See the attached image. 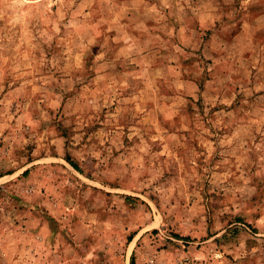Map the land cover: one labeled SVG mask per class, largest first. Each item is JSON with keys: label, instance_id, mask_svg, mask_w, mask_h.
I'll return each mask as SVG.
<instances>
[{"label": "rangeland", "instance_id": "1", "mask_svg": "<svg viewBox=\"0 0 264 264\" xmlns=\"http://www.w3.org/2000/svg\"><path fill=\"white\" fill-rule=\"evenodd\" d=\"M133 259L264 264V0H0V264Z\"/></svg>", "mask_w": 264, "mask_h": 264}, {"label": "trees", "instance_id": "2", "mask_svg": "<svg viewBox=\"0 0 264 264\" xmlns=\"http://www.w3.org/2000/svg\"><path fill=\"white\" fill-rule=\"evenodd\" d=\"M68 161L76 168V164H74V162H72V160H70V158H68ZM177 237H180L178 234H176ZM131 264H135V261L133 259L132 263Z\"/></svg>", "mask_w": 264, "mask_h": 264}]
</instances>
